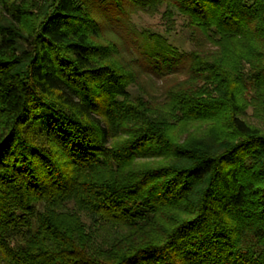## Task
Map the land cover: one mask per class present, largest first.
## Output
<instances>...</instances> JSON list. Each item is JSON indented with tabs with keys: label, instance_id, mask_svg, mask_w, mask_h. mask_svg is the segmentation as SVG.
Masks as SVG:
<instances>
[{
	"label": "trees",
	"instance_id": "1",
	"mask_svg": "<svg viewBox=\"0 0 264 264\" xmlns=\"http://www.w3.org/2000/svg\"><path fill=\"white\" fill-rule=\"evenodd\" d=\"M0 264H264V0H0Z\"/></svg>",
	"mask_w": 264,
	"mask_h": 264
},
{
	"label": "rangeland",
	"instance_id": "2",
	"mask_svg": "<svg viewBox=\"0 0 264 264\" xmlns=\"http://www.w3.org/2000/svg\"><path fill=\"white\" fill-rule=\"evenodd\" d=\"M163 11L164 6L160 7L158 12L153 14L137 11L131 14V20L139 29L163 33L179 48L189 50L192 44L187 29L183 25V19L178 17L176 26L172 30L167 31L162 17Z\"/></svg>",
	"mask_w": 264,
	"mask_h": 264
}]
</instances>
